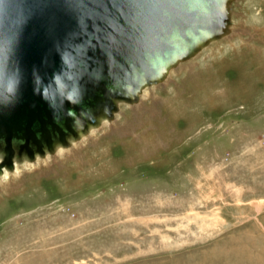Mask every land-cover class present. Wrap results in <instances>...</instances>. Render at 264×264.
<instances>
[{"label": "rangeland", "instance_id": "1", "mask_svg": "<svg viewBox=\"0 0 264 264\" xmlns=\"http://www.w3.org/2000/svg\"><path fill=\"white\" fill-rule=\"evenodd\" d=\"M229 9L137 103L0 178V264H264V0Z\"/></svg>", "mask_w": 264, "mask_h": 264}, {"label": "water", "instance_id": "2", "mask_svg": "<svg viewBox=\"0 0 264 264\" xmlns=\"http://www.w3.org/2000/svg\"><path fill=\"white\" fill-rule=\"evenodd\" d=\"M233 1L0 0V176L137 103L225 36Z\"/></svg>", "mask_w": 264, "mask_h": 264}, {"label": "bare ground", "instance_id": "3", "mask_svg": "<svg viewBox=\"0 0 264 264\" xmlns=\"http://www.w3.org/2000/svg\"><path fill=\"white\" fill-rule=\"evenodd\" d=\"M228 27V26H227ZM227 30H229V29H225L224 30V32H227ZM223 32V33H224ZM214 41V40H213ZM213 41H211V42H213ZM210 42V43H211ZM209 43V44H210ZM202 50V49H201ZM171 72V71H170ZM170 72H168V74L170 73ZM168 74H166V75H168ZM145 89V88H144ZM143 89V90H144ZM143 90H142V92H141V95H142V93H143ZM141 95H140V97H141ZM124 102H121V103H119L118 104V107H120L121 106V104H123ZM116 114V113H115ZM107 121H109L108 119H106V118H103L102 120H101V125H103L105 122H107ZM100 125V126H101ZM97 128H99V127H95V128H91L90 130H89V134L90 133H92L93 131H95ZM71 142H73V143H71V145L72 144H74V141L72 140ZM76 143V142H75ZM63 150V148L61 147V148H59V149H57V152L58 151H62ZM49 155H47L46 157H48ZM40 158L39 157H37L36 158V160L35 161H38ZM3 160V157H2V155H0V163H1V161ZM23 163H25V164H27V163H32V162H29V161H26V160H24V161H22ZM22 162H20V163H18L17 161L14 163V165H15V168H14V170L13 171H8L6 168H4L3 169V173H2V175L0 176V178L1 177H3V178H6V177H8L9 175H12L13 173H16V171L18 170V165L20 164V165H22L23 163ZM19 165V166H20Z\"/></svg>", "mask_w": 264, "mask_h": 264}]
</instances>
